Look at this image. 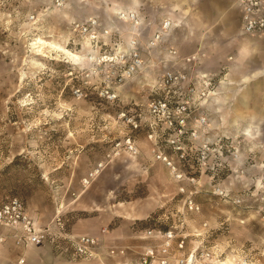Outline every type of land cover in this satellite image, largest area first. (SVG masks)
<instances>
[{"label":"rangeland","instance_id":"1","mask_svg":"<svg viewBox=\"0 0 264 264\" xmlns=\"http://www.w3.org/2000/svg\"><path fill=\"white\" fill-rule=\"evenodd\" d=\"M130 1L0 0V207L21 199L51 236L106 228L128 239L175 226L189 234L180 254L210 253L194 264H264V115L254 127L250 112L236 121L210 106L204 137L178 144L151 127L147 105L161 71L149 64L119 81L124 67L109 60L140 33L142 24L136 31L121 16L133 12L140 22ZM91 16L109 30L97 40L74 27ZM160 26L142 28L144 40ZM148 46L147 59L164 48ZM0 234V254L27 246L9 227ZM50 238L34 246L55 247Z\"/></svg>","mask_w":264,"mask_h":264},{"label":"built area","instance_id":"2","mask_svg":"<svg viewBox=\"0 0 264 264\" xmlns=\"http://www.w3.org/2000/svg\"><path fill=\"white\" fill-rule=\"evenodd\" d=\"M65 1L56 0L59 4ZM239 4L242 9L243 32L249 35H263L264 0H239ZM122 13L121 16L127 18L125 13ZM127 16L136 22L134 25H137L139 21L135 13H127ZM74 24L77 30L90 34L93 40H97V33L109 32L108 29L101 28L104 26L95 16L85 21H76ZM139 24L140 22L138 26ZM177 26L178 23L172 19H163L160 28L149 41L144 40L142 29L137 27L140 33L134 34L128 49L109 59L124 67V72L115 76L119 81L131 78L149 64L161 71L153 85V97L147 105L146 117L151 120L149 124L151 127L173 133L176 136L172 140L173 144H178L177 141L180 139L198 140L204 137L205 130L210 126L208 113L211 98L218 93L214 77L182 66L183 58L179 50L170 43V37ZM100 29L104 31L101 32ZM161 42L164 48L155 52L152 59H147L143 54L142 45L147 44L148 48H156ZM133 121L135 128L142 125ZM129 149L133 154L137 153L134 145L130 144ZM190 202L191 208L195 207L193 200ZM0 227L12 229L11 237L19 246L41 244L50 236L55 247L67 251L72 260L104 262L111 259L118 264H194L198 260V255L205 260L210 255L207 251L180 254L181 251L184 253L189 234L175 226L167 229L155 227L139 229L132 235L131 241L125 243H109L104 235L75 234L66 230L60 231L59 236H51L48 232L36 228L24 202L17 197L0 207ZM106 232V228L102 230L103 234ZM5 238L0 234V242ZM59 238L62 239L58 241ZM20 262H24V259Z\"/></svg>","mask_w":264,"mask_h":264},{"label":"crops","instance_id":"3","mask_svg":"<svg viewBox=\"0 0 264 264\" xmlns=\"http://www.w3.org/2000/svg\"><path fill=\"white\" fill-rule=\"evenodd\" d=\"M127 7L139 13L140 28L146 31L149 27L150 34L165 17L179 23L170 42L179 50L182 66L219 81L218 95L211 98L210 106L217 105V112L222 113L224 119L233 114L236 121L240 119L237 116L250 112L253 126L258 127L259 114L264 115V34L243 32L239 0H131ZM153 7L155 11H150ZM247 134L252 136V130L248 129ZM98 230L99 233L73 232L104 235L109 243L132 239V235L126 239L115 234L117 229L104 234H101L102 229ZM16 249L19 251L15 250L11 257L2 252L0 264H18L21 255L25 256L26 264H118L111 259L74 262L67 251L52 244L46 248L29 245Z\"/></svg>","mask_w":264,"mask_h":264},{"label":"bare ground","instance_id":"4","mask_svg":"<svg viewBox=\"0 0 264 264\" xmlns=\"http://www.w3.org/2000/svg\"><path fill=\"white\" fill-rule=\"evenodd\" d=\"M128 13V12H127ZM127 13H125V17H128L127 16ZM130 14V13H129ZM136 23V22H135ZM139 22H137V24H138ZM40 40V42L42 43V44H44V45H50V46H54V47H56V48H58V49H60V50H62L63 52H65V53H70V54H73V52L70 50V49H68V48H66V47H63V46H61V45H57V44H54V43H52V42H49V41H47V40H44V39H39Z\"/></svg>","mask_w":264,"mask_h":264},{"label":"trees","instance_id":"5","mask_svg":"<svg viewBox=\"0 0 264 264\" xmlns=\"http://www.w3.org/2000/svg\"><path fill=\"white\" fill-rule=\"evenodd\" d=\"M134 222V221H133ZM135 223V222H134ZM148 228V227H147Z\"/></svg>","mask_w":264,"mask_h":264}]
</instances>
